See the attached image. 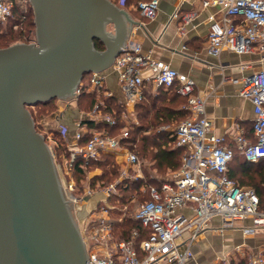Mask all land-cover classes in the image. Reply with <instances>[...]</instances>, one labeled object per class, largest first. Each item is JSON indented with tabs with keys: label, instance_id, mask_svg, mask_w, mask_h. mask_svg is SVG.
Masks as SVG:
<instances>
[{
	"label": "built area",
	"instance_id": "2783aa9c",
	"mask_svg": "<svg viewBox=\"0 0 264 264\" xmlns=\"http://www.w3.org/2000/svg\"><path fill=\"white\" fill-rule=\"evenodd\" d=\"M120 4L123 6V0ZM30 6L28 0H0V23L6 24L13 18L16 9L26 14ZM159 6V0H143L137 9L144 18L154 19ZM209 6H220L223 12L221 20L214 15L209 17V53L214 56H220L224 50L238 55L259 53L264 64V0H199L198 9L182 15V20L188 24L200 10ZM36 42L35 37L29 43ZM241 67L245 69L250 65ZM111 68L119 76L126 103L137 105L141 102L145 84L149 82L154 88H176L186 97L184 107L191 116L175 128V146L184 149L180 169L165 178L160 186H142V192L148 194L149 199L138 204L133 216L141 223L142 230L132 231L129 239L118 238L111 219L115 206L110 200L119 196L118 182L107 184L96 192L88 187L78 197L74 194V180L69 181L68 190L74 202L81 199L87 203L96 195H102L85 217L82 233L80 230L89 256L88 264H204L197 255L199 241L206 232L226 235L240 229L244 236L252 237L264 231V211L260 209L256 190L238 186L228 174L235 150L249 162L264 159V67L242 81L232 79L241 84L239 94L253 103L255 115L254 139L237 135L234 147L226 143L225 137L215 134L213 122L206 115L205 100L196 94L195 82L143 53L140 44L126 43ZM147 71L150 74L145 77ZM103 86L101 73H92L87 81L81 82L76 97L64 101L77 100L86 87L91 91ZM83 115L94 125L90 127L83 117L80 118L71 141L60 129L70 152L59 166L64 176L72 175L78 157L82 158L88 172L94 167L92 163L109 158L122 167L119 182L133 178L129 175L130 169L138 172L134 179H144L139 155L125 142L130 136V126L123 129L122 135H111L105 126L98 125L106 123L112 127L116 120L104 114L98 104ZM126 117L128 113L124 110L122 118ZM236 255L241 259L236 264H264V243L251 253L246 246L239 245L235 253L217 256L215 261L206 264H232L231 257Z\"/></svg>",
	"mask_w": 264,
	"mask_h": 264
},
{
	"label": "water",
	"instance_id": "95a60500",
	"mask_svg": "<svg viewBox=\"0 0 264 264\" xmlns=\"http://www.w3.org/2000/svg\"><path fill=\"white\" fill-rule=\"evenodd\" d=\"M28 1L36 44L0 49V264H88L73 201L29 107L76 97L86 75L112 67L135 22L112 0Z\"/></svg>",
	"mask_w": 264,
	"mask_h": 264
},
{
	"label": "crops",
	"instance_id": "0c3cea01",
	"mask_svg": "<svg viewBox=\"0 0 264 264\" xmlns=\"http://www.w3.org/2000/svg\"><path fill=\"white\" fill-rule=\"evenodd\" d=\"M112 1L121 6L119 0ZM159 3V11L154 19L144 18L135 4L129 7L121 6L135 22V25H129L127 43L140 44L143 53L150 54L154 59L164 62L195 82L196 94L205 100L206 115L213 122L215 134L225 137L228 145L234 147V139L240 134L253 140L255 117L253 103L240 96L241 84H236L233 80L242 81L250 73L263 68L260 54L238 55L227 50H224L220 56L209 53V17L214 15L217 20H221L223 12L220 6H209L200 10L191 22L185 24L182 15L197 10L199 0H159ZM183 28H185L184 32L180 33ZM245 64L250 67L243 69L241 66ZM149 74L150 72L147 71L144 76L147 77ZM101 75L104 80V94L116 98L129 115L137 117V105L126 103L125 91L117 72L110 68ZM145 91L156 94L158 88L146 82L144 97ZM60 107L62 110L59 123L57 126L56 123L54 125L55 128L65 132L68 140L71 141L76 132L77 121L82 117L86 122L91 119L85 118L84 111L81 113L76 100L68 101V104L65 103ZM182 120L184 119L173 120L170 124L161 126L160 129L175 132L176 126ZM100 172V168L93 167L89 174L97 176ZM101 197L102 195L98 194L95 200ZM263 243L264 231L252 237L244 236L240 229L226 235L208 231L199 241L200 252L197 258L206 264L213 260L216 252L231 255L235 253L239 245H244L249 251L255 252Z\"/></svg>",
	"mask_w": 264,
	"mask_h": 264
},
{
	"label": "trees",
	"instance_id": "16d2710c",
	"mask_svg": "<svg viewBox=\"0 0 264 264\" xmlns=\"http://www.w3.org/2000/svg\"><path fill=\"white\" fill-rule=\"evenodd\" d=\"M141 1L143 0H123V6L129 7L134 4L138 6ZM35 29L36 25L32 6H30L26 14L22 10L16 9L13 18L6 24L0 23V49L18 42L29 43L36 37ZM95 46L99 50L105 49V46L99 41L95 42ZM90 76L91 74L86 75L84 81H87ZM104 92V87L96 91H90L87 87L84 88L77 97V107L80 111L89 112L95 105H101L103 113L110 114L115 118L116 125L111 127L106 125V123H101L98 126H105L111 135L119 136L121 129L126 126L122 118L124 108L118 103L116 98L107 96ZM145 92L144 99L136 106L137 117L140 123L129 127L130 136L125 142L130 144V148L134 152L150 159L152 168L158 172L177 171L182 165L184 149L175 146L174 131L162 130L160 128L161 126L170 124L173 120L179 121L191 116V112L182 107V105H186L187 99L180 95L176 88L166 89L160 87L156 94ZM57 102L58 99H55L29 107L32 117L36 108H41L39 114H44L50 108H52L53 112L58 107ZM87 122H89L90 127L94 125L90 120ZM35 124L37 127L39 126L37 123ZM49 131L52 134L51 140L56 148V160L62 166L64 159L70 155L67 139L60 129H50ZM82 143L84 144L85 141ZM92 166L100 168L101 172L99 175L89 178L88 169L82 158L78 157L74 163L72 175L67 177L68 181L73 179L76 188L82 191L86 185L94 189L98 182L106 185L116 180L120 175V166L109 158H102L98 162L92 163ZM228 174L238 186H249L256 190L260 199V209L264 211V159L258 162H249L238 150H235L234 158L229 164ZM146 175L148 177L145 176L144 179H127L120 183L118 188L123 193L122 204L128 203L130 200L129 196L134 193L137 194L140 202L149 199L148 194H143L141 190L142 186L144 184L160 186L165 180V177L149 178V173ZM117 214L123 215L122 220L113 221L114 231L119 239H129L132 231L142 230L141 223L135 218L130 217L129 213L119 212Z\"/></svg>",
	"mask_w": 264,
	"mask_h": 264
},
{
	"label": "rangeland",
	"instance_id": "374dc122",
	"mask_svg": "<svg viewBox=\"0 0 264 264\" xmlns=\"http://www.w3.org/2000/svg\"><path fill=\"white\" fill-rule=\"evenodd\" d=\"M18 43H21V42H18ZM16 44V43H14ZM12 44V45H14ZM97 89H94V90H91V91H96ZM100 93V92H99ZM102 95V93H101ZM72 101L69 100V102ZM68 104V101H64V100H58L57 102V109H55L53 112H52V108H50L49 110H46L44 114L40 113L39 114V110L41 108H36L33 112V119L35 121V123H37L39 126L37 127L38 129V132L42 135L45 136L46 138V141H47V144L49 145L50 149L52 150V153L54 154V160H55V164H56V168H57V172H58V175H59V178H60V181H61V184H62V187L64 189V192H65V195H66V198L73 201L71 196H70V193H69V190H68V179L64 176V173L61 172L60 168H59V163L57 162L56 160V148L54 147V143L53 141L51 140V137H52V134L51 132L49 131L50 129H57L55 128L57 125H58V120L60 118V114H61V110L62 108L60 106H64L65 103ZM59 103V104H58ZM101 106V105H100ZM50 111V112H49ZM47 112V113H46ZM82 113V111H81ZM105 114V113H104ZM131 116V117H130ZM56 121V122H55ZM124 123L126 124V126H132L133 124H137V123H140V120L138 119V117H136V115L132 116V115H129L128 114V117H126V119L124 118L123 119ZM54 123H56L54 125ZM54 126V127H53ZM125 126V127H126ZM72 127V126H71ZM124 127V128H125ZM123 128V129H124ZM123 129H121V131L119 132V135H122V132H123ZM49 138V139H48ZM139 155V154H138ZM140 157V160H141V163H142V167H141V172H143V176H147L146 174L149 173V178H155V177H165L167 178L168 176H170L171 174H173L175 171H166L164 173H160L158 172L156 169H153L152 168V162H150V159L146 158V157H143L141 155H139ZM121 166H120V171H121ZM147 172V173H146ZM137 171L133 170V169H130L129 170V175L133 178L131 179H134V175H137ZM99 175V174H98ZM88 177L89 178H93L95 176H90L89 172H88ZM120 177V175H119ZM119 177L114 180L113 182H110V183H114V182H118V187L120 185V183L122 181L119 182ZM148 177V176H147ZM129 179V178H128ZM125 181V180H124ZM108 183V184H110ZM107 185V184H106ZM106 185H103L102 182H98L97 186L93 189L94 192L96 191H100L102 188H104ZM89 185H86L85 186V189L88 188ZM84 190L82 191H79L76 186H75V195H78V197L81 195V192H83ZM118 192H119V196L118 197H115V198H112L110 200V203L111 205H114L115 206V209L112 210L111 212V219H113L114 221L115 220H118L123 218V215H119L117 213L119 212H124V213H129V216L133 218L134 214H135V211L137 209V206L139 203L141 202H144L145 200L143 201H139L138 200V197H137V194H132L129 196L130 200L128 203H125V204H122V197H123V193L120 192L119 188H118ZM145 194V193H143ZM137 198V199H136ZM94 202H95V199H91L89 202H83L81 201V199H78L77 202H74L73 201V213H74V216L77 220V225L79 227V230H81V233L83 231V225L85 224V221H87L85 219V217L87 216L88 212L90 211V209H92L93 205H94ZM218 251V250H217ZM248 252L251 253V250L249 251L248 249ZM215 253V252H214ZM223 254H226V253H223V252H216V254L214 255L215 257L213 258V261H215L216 257L217 256H222ZM240 261V257H231V263L232 264H236L237 262ZM219 264V263H218Z\"/></svg>",
	"mask_w": 264,
	"mask_h": 264
}]
</instances>
